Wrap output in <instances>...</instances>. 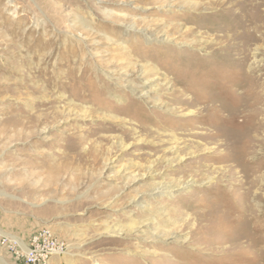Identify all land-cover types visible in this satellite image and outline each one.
Listing matches in <instances>:
<instances>
[{
    "label": "rangeland",
    "instance_id": "rangeland-1",
    "mask_svg": "<svg viewBox=\"0 0 264 264\" xmlns=\"http://www.w3.org/2000/svg\"><path fill=\"white\" fill-rule=\"evenodd\" d=\"M212 1L0 0V264H21L2 236L46 227L65 244L50 264H264V216L232 210L242 174L206 160L235 143L202 139L264 90V51L240 72Z\"/></svg>",
    "mask_w": 264,
    "mask_h": 264
},
{
    "label": "bare ground",
    "instance_id": "bare-ground-1",
    "mask_svg": "<svg viewBox=\"0 0 264 264\" xmlns=\"http://www.w3.org/2000/svg\"><path fill=\"white\" fill-rule=\"evenodd\" d=\"M208 5L209 7H212V6L223 7L224 5L226 6L223 9L221 15L224 17H227L228 22L225 23L222 29L226 30L225 33L230 30L234 31V33L232 35L224 34L222 36V42L225 41L226 48L235 51L236 55L241 56L240 58L241 65H240L239 70L240 72H244V65H246V62H248V60L250 59V56H251L250 54L252 53V46L256 45V48L254 46L255 54H258L259 51H264L262 50L264 44L261 42L264 40V0H214L212 2H209ZM233 56L235 55L231 54L232 58ZM243 82L245 85L250 86V87L256 86L254 85V83H251L247 80L239 81V84ZM253 94H256L254 95V97L257 96V98L253 99L252 98ZM263 94H264V90L262 89L259 92L249 91L245 93L243 96H239L238 98H234V99L232 98L233 104L231 103L232 105H230L229 109L225 111L227 112V114L226 115L221 114L223 111L221 113L217 112L216 118L214 119L216 120L215 125H214V130L215 131L219 130V135L217 132V133H212V134L209 133L208 135L206 134L202 136V139H204L205 141L216 140V138L221 137L220 141L222 139L224 142L223 141L216 142V146L218 145V147L224 146L227 143L225 141H234L235 146L234 147L231 146V148L233 149L235 148L236 150L235 154H232L231 152H227V154H225L224 150L218 151V149H215L212 154L211 153L209 154V157H207L206 160H215L218 163L227 164L228 168L221 167L227 170L224 172L220 171L221 172L219 176L220 179H222V177L229 174V172L233 174H240V173L242 174L241 176H238L237 178H230L228 180V184L229 183L232 184L234 182L237 186H240L243 188V191H244L242 192L243 197H244L243 202H241L240 204L234 203V205L232 206L233 207L232 210L240 211L242 213V216H239L237 214L238 217H235V220L237 219L243 220L249 224H252V221L254 219L256 221L257 218L259 220H262L260 217L264 216V206H260L259 209L256 211L257 212L256 214L253 210L250 209L249 207L250 205H247L246 203L248 199L254 195L253 190L255 189L257 185L261 186V188L264 187V172H263V166L261 164L262 162L261 158H264V157L262 156L263 151L261 149H258V147L260 146L259 144L263 143L264 138L260 137V134H261V132H259L260 131L259 130L260 120L257 119L258 115L260 114L259 109L261 107L259 106L261 104V95ZM239 116H241L242 118L241 121L238 120ZM222 129H224V133ZM233 160H239L238 161L239 165H235V164L232 165L233 163H231V165H228V163L232 162ZM221 168L218 167L215 169L223 170ZM152 169H153L152 165L149 166V170L153 171ZM207 178H209V176H207ZM235 180L239 183L237 184ZM165 187L163 186L156 187L154 191L159 190V189H169L172 186H168V188H165ZM258 197H259V194H258ZM254 199H257V198H254ZM233 211L232 212L229 211L230 212L229 214L233 213ZM258 212L260 213L261 216H258L259 214ZM137 224L138 222L135 223L134 225H137ZM154 237L162 238V236H159L158 234L154 235ZM20 240L21 239H19V241ZM235 242L238 243L237 246L239 247L242 246L241 245L242 242L240 240L233 241L232 243L235 244ZM21 244L23 246L25 245L23 241L21 242Z\"/></svg>",
    "mask_w": 264,
    "mask_h": 264
},
{
    "label": "built area",
    "instance_id": "built-area-1",
    "mask_svg": "<svg viewBox=\"0 0 264 264\" xmlns=\"http://www.w3.org/2000/svg\"><path fill=\"white\" fill-rule=\"evenodd\" d=\"M1 239L14 260L21 264H50L65 246L48 227L33 232L24 246L12 235Z\"/></svg>",
    "mask_w": 264,
    "mask_h": 264
}]
</instances>
